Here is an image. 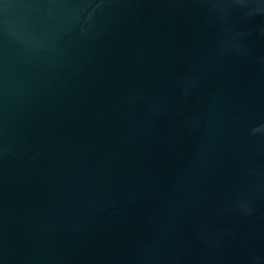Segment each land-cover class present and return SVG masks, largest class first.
<instances>
[{"label": "water", "instance_id": "95a60500", "mask_svg": "<svg viewBox=\"0 0 264 264\" xmlns=\"http://www.w3.org/2000/svg\"><path fill=\"white\" fill-rule=\"evenodd\" d=\"M236 2L0 0V264H264V0Z\"/></svg>", "mask_w": 264, "mask_h": 264}, {"label": "clouds", "instance_id": "9594fccd", "mask_svg": "<svg viewBox=\"0 0 264 264\" xmlns=\"http://www.w3.org/2000/svg\"><path fill=\"white\" fill-rule=\"evenodd\" d=\"M232 2L236 3V4H239V3L236 2V0H232ZM234 46H235V38H233V39H225V40H222L220 42V48L222 50H227V49H229L231 47H234ZM260 130L261 129L257 128V129H254L253 132L255 134V132H258Z\"/></svg>", "mask_w": 264, "mask_h": 264}]
</instances>
